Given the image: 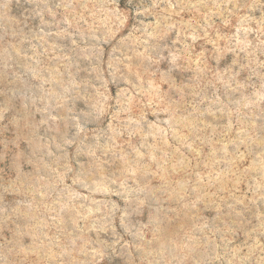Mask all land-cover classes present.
Returning <instances> with one entry per match:
<instances>
[{
  "label": "clouds",
  "instance_id": "9594fccd",
  "mask_svg": "<svg viewBox=\"0 0 264 264\" xmlns=\"http://www.w3.org/2000/svg\"><path fill=\"white\" fill-rule=\"evenodd\" d=\"M0 264H264V0H0Z\"/></svg>",
  "mask_w": 264,
  "mask_h": 264
}]
</instances>
